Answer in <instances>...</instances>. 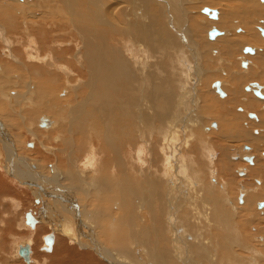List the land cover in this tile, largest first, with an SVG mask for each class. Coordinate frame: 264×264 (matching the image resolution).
Returning <instances> with one entry per match:
<instances>
[{
    "label": "bare ground",
    "instance_id": "obj_1",
    "mask_svg": "<svg viewBox=\"0 0 264 264\" xmlns=\"http://www.w3.org/2000/svg\"><path fill=\"white\" fill-rule=\"evenodd\" d=\"M187 1L22 0L18 2V0H5L7 3L5 6L0 0V26H4L7 30V32L1 31L3 29L0 27V36L7 33L5 41H1V43L9 46L12 39L17 42L24 41L26 46L25 53L16 52L13 49L18 59V65L13 66L0 59L4 63L3 67L0 66V134L6 132L10 135L15 155L22 159L25 156L18 151V144H16L13 133L19 132L21 128H25L27 133H37L38 138L33 140L36 144L35 148L37 146L42 151L44 150L45 155L58 160L59 168H65L63 175H61L62 172H55L53 175L48 172L44 173L40 169L43 167L39 168L35 164V170L27 169L28 167L24 163L20 164L23 169L27 170H14L13 167L17 166V161L11 159L12 164L9 160L7 162L6 158L7 150H10L12 146L5 145L0 136V190L8 189L9 183L21 186H24L25 183L42 185L43 190L36 187L29 188L41 199L38 202L45 204L43 211L46 215L42 212V216H45L43 218L32 213V217L39 219L38 225L46 219L51 220V218H53L52 221L56 220L57 227L64 224L65 232L74 234V237L68 238L72 242L77 241V245L82 251L91 250L99 255L125 259L130 264H144L141 256L139 257L137 254L135 257L130 253V250L136 245H138V250L143 245L144 248L150 246V252L156 247L160 248L163 262H166L167 258L175 264H195V262L198 264H217L219 262L223 264H255L253 259H262L263 255L250 247L249 243H263L261 245L264 246V236L262 238L259 236H234V232L230 228L218 227L222 222L232 224V213H238V209L233 206L234 200L232 201L223 193L227 205L230 206V214H225L221 218L214 214L217 208L213 206L212 210L210 209L209 197L203 195L206 190L201 191L203 187L199 182L196 165L199 161L207 159L206 168L208 170L209 167L213 180L210 188L212 191L215 190L216 171L212 168L215 164L213 161L212 164H208L209 157L214 151L208 147L209 137L205 136L214 133L207 132V124H204L203 121V117L207 115H212V124L209 129L212 131L219 129L220 140H226L228 143L236 139L246 140L247 144L245 145L250 148L254 144L259 145L257 151L260 152L259 156H262L264 152V112H256L258 107H262L264 101H257L253 97L255 95L264 100L262 94L264 86H261L264 83V0ZM196 1L209 7L219 6L218 9L210 8V12L205 13L203 12L205 6L200 5L202 13L209 16L210 20H214L215 23L205 21L202 24L200 20V22L198 21L199 18L196 19L191 14L190 10H195L196 6H189V4L196 3ZM223 4L227 5V8L222 7L224 11L222 14L220 5ZM7 5H13L17 9L11 11L10 6L8 8ZM213 10L217 11L216 18L212 17ZM45 18L48 20L46 21ZM211 23L212 28L220 30L214 39L209 36ZM239 30L243 33L239 35L230 33V31ZM207 33L212 41L218 37L226 36L227 39L233 38V42L228 44L220 41L219 45L215 46L219 47L212 49V42L206 40ZM67 40L74 42L76 48L72 46V43L71 45L66 44ZM185 45L192 51L194 58L197 51L196 57L200 69L198 75L203 79L198 86H201L202 89L206 85L207 88L212 83L210 88L213 86L219 98L228 100L219 102L212 91L217 104L212 103L210 106V97L204 98L200 102L197 94V101L194 102V98H192L194 94L188 93V91L193 87L192 84L195 82L193 76L196 73L191 69L194 68V65L192 58L190 60L187 55ZM221 46L224 48L222 51L220 50ZM246 47H250L253 51L246 52ZM15 49L17 50V48ZM62 54L73 60H68ZM209 54H213L211 62L217 67L215 71L211 70L214 76L205 75L206 71L208 75L210 73L207 70V68L209 69ZM242 54L251 56L242 57ZM236 55L240 56L237 58ZM0 56L2 55L0 54ZM234 57L236 62H234ZM204 58L207 63L202 61ZM54 60L57 62L56 64H54ZM239 61L240 65L246 61L242 67H247L246 71L238 69ZM25 63L28 64L26 71L24 70ZM62 63L68 64L69 74L74 77L76 82L68 78ZM201 66L205 69V73ZM252 70L254 72L257 70V72L252 74ZM218 72L224 74L225 77L228 76L226 78L228 81H221L222 76L218 75ZM30 74H34L33 76L38 78L36 82L38 87L35 84L30 86L27 83V78L31 77ZM20 75H22V79ZM56 78L62 80L61 91L59 86L57 88ZM216 80L217 82L213 84ZM254 80L262 83L249 84L245 90L253 92L254 95H246L243 92L244 84L247 85ZM52 89L56 90L51 93ZM23 90H26L27 97H23L25 95L22 94ZM38 90L42 95H49L46 104H38L36 98ZM256 90L261 94H256ZM59 91L62 94L63 92L67 94L63 98L61 97V101L58 100V96L57 98L55 96L60 94ZM51 94L54 95L51 96ZM243 96H247L244 103L240 101ZM30 100L32 102H29ZM229 103L235 107L231 112L227 108ZM198 105H200L199 108ZM240 107L243 108L242 112H236ZM18 109L19 112L16 113ZM250 111L258 114L257 119H252L251 124L247 119ZM190 112L196 115L195 119L190 117ZM35 113L39 115L37 120H34L35 125L44 131L52 129L48 135L54 134L55 136L51 138L45 136L44 131L29 129L31 116ZM214 117H220L216 119L217 127L213 121ZM12 119L17 122L11 121ZM43 120L48 121L42 125ZM247 122L248 130L244 127ZM178 123L192 125L195 129L197 128V133H202L201 136H198L199 134L196 135L195 131L196 134L192 132L190 135L191 148L188 153L193 154V158L187 157V161L182 157V154L180 160L177 156L179 151H176L175 147L173 148ZM255 128L259 129L261 134L254 136ZM57 137H59V141ZM155 137L157 141L154 139ZM29 142L32 143V141ZM245 145L240 146V152ZM252 149L254 152V147ZM33 151L38 150L34 149ZM238 152H232L231 156L227 153L224 162L228 165L229 159H232L235 154L238 155ZM213 155L215 156V154ZM246 155L242 154L240 160ZM25 159L30 164L32 162L33 165L32 159H27V157ZM245 160L251 162L248 158ZM255 166L256 161L253 169L250 170L251 174L254 175V178L262 180L264 166L254 168ZM42 175L48 178H44ZM4 177L6 180L3 179ZM182 181L188 182V191L186 188L185 190L183 188L182 191L181 187H178ZM234 182L236 179L233 178L232 183ZM46 185L53 189L50 190L53 191V195L56 194L55 196L48 194ZM239 185L243 188V184ZM69 186H72V192H70L71 187L69 188ZM245 190L243 192L245 204L242 205V208H250V206L256 208L258 201L264 200V183L253 190L248 191L247 188ZM212 191L209 193L212 194ZM178 193L180 196L177 195ZM181 193L187 195L181 196ZM58 194H61L62 197H59ZM237 195L239 196L238 192ZM212 196L216 201V198H222L221 196L217 197L214 193ZM54 197L61 202L52 204ZM180 199L183 200V203L179 202ZM221 200L223 202V199ZM240 202L242 203V200ZM59 211L66 212L68 216L61 218ZM177 211H181L179 218ZM261 213L264 214V210ZM114 216L118 218L116 219ZM34 217L35 223L34 225L30 224L31 226L38 223ZM258 217L260 216L258 215ZM74 218H80L79 221L86 220L87 229L78 230L79 233H77L74 227ZM145 219L148 223L147 228L141 224ZM202 221H212L210 228L218 229L217 233L220 235L228 234L231 239L235 240L238 243L236 253L239 252L238 249L240 251L245 249L248 252L253 251L254 256L243 259V256L233 253L230 244L227 243L223 245L224 253L217 256L218 259L215 260L217 252L212 254L213 251H210L212 250L210 247L213 245L210 246L211 243L202 241ZM246 221L244 224L248 226ZM121 222H129L123 226H128L130 242L126 240L128 236L122 234ZM180 222L183 231L188 235L186 237V234H181V237H185L182 242H180L179 230L176 228ZM248 222L250 224L249 220ZM49 236L54 239L55 235L50 234ZM86 236H90L96 241L98 239L99 245L93 242L96 249L87 248V244L84 242ZM46 237L47 234L45 237L43 236L47 251H52L54 240L52 245H49L46 242ZM100 237L107 238V241L102 242ZM55 241L57 240L55 239ZM125 241L127 242L124 244ZM190 241L195 244H189ZM216 242L218 243V241ZM30 243L28 242L26 245H30ZM151 245L155 246L154 249ZM18 250L19 255L27 264L33 263L32 248L29 252V261L28 258L20 254V246ZM148 257L153 264H165L159 262L153 254ZM193 257H197L201 261H193ZM105 260L111 264L107 259Z\"/></svg>",
    "mask_w": 264,
    "mask_h": 264
},
{
    "label": "rangeland",
    "instance_id": "obj_2",
    "mask_svg": "<svg viewBox=\"0 0 264 264\" xmlns=\"http://www.w3.org/2000/svg\"><path fill=\"white\" fill-rule=\"evenodd\" d=\"M1 1L6 6L7 3H5V0L4 1L1 0ZM21 1L22 0H18V2H21ZM233 2L236 3L237 1H233ZM191 5H193L194 7L196 6L195 10L192 9L194 11H192V10H190V11L192 12L191 14H193V16L196 17V19L199 18L198 21L200 20L202 24L205 21H211V22L213 21L215 23L214 20H212V19L210 20V17L207 16L206 14H203L202 11H201L202 9L200 8L201 7L200 5L205 6V7H209L208 5L201 4V2H199V1H196V3L189 4V6H191ZM9 6H10L11 11H14L15 9H17L13 5H7L8 8H9ZM226 6L227 5H225V4L220 5V9L222 10V7L224 9H226L227 8ZM218 7L219 6H214V7H209V8L218 9ZM220 12H222V14L224 13L223 10L220 11ZM205 15L207 16V20L205 18ZM45 19H46V21L48 20V18H45ZM0 27H2V29H3L1 31L7 32V30H6V28L4 26H0ZM210 28L212 29V23H211ZM230 33L232 35L233 34L234 35H239L240 33H243V32L241 30H239V31H230ZM6 34H4L3 36H0V39H1L0 40V54L2 55V56H0V59L2 61H5V62H8V63L12 64L13 66H16V65H18V59H17L16 55L14 54L13 49L16 52L25 53V48H26L25 42L24 41L17 42L16 40H12L11 39L12 41L10 40L11 43H9L10 44L9 46H7L6 44L4 45L3 43H1V41H3V42L5 41V37H7ZM206 37H207L206 40L208 42H212V49L216 45H219L218 43L220 41L226 42L228 44H231L233 42V38L232 39H227L226 36L218 37L215 41H212V40L209 39L208 33L206 34ZM263 40H264V38H263ZM12 42L13 43L16 42L14 46H12V44H13ZM71 43L72 42L71 41L69 42L68 40L66 42V44H69V45H71ZM72 46L74 48H76L74 42L72 43ZM190 46H192V45H190ZM5 47H6V49H5ZM14 47L17 48V50ZM218 47L219 46H217L215 48H218ZM263 47H264V44H263ZM186 48L185 49H186V51L188 53L187 55L189 56L190 60L192 58V63L194 65V68L192 67L191 69L193 71H195V73H196L193 76V77H195V82L192 84L193 87H192V89H190L188 91V93H191L192 92L194 94V96L192 97V98H194L193 99L194 102L197 101V97H198V101H200V102L203 101L204 98L210 97L211 98V99H209L210 106H212V103L213 104H217V101L215 100L213 94L211 93L212 91H213L214 95L218 98V101L219 102H224V101L228 100V99L219 98V95L216 94L213 86H212L213 89L210 88V86L212 85V83L210 84L209 87L207 86V88H206V85L204 87H202V89H201V86H198L199 84H201V82H202L201 80H203V79L202 78H199V75H198V73H200V69L198 68V64L199 63L197 62L198 58L196 57L197 56V51L195 52V58H194L193 57L194 54L192 53V51L187 46H186ZM223 49L224 48L221 46L220 50L222 51ZM72 51L76 52L75 50H72ZM193 51H195V49H193ZM260 52H263V50H260ZM212 55H210V58L208 59V63H209L208 64L209 65L208 67H209L210 70L208 68H207V70L210 72L209 75H208V72L207 71L205 73V69H203L202 66H201L202 70L204 71L205 75H207V76H214V75H212L213 74V71H215V68H217V67L214 66V63L211 62V58L214 57V56L212 57ZM242 55H243L242 57L251 56V55H248V54L247 55L246 54H242ZM63 56L66 57L68 60H71L72 59V58L66 56L65 54ZM238 56H240V55H238ZM238 56H237V58H238ZM234 60H235V57H234ZM2 61H0V66L3 67L4 66V63ZM202 61L207 63V60H205V58ZM234 62H236V60ZM56 63L57 62L54 60V64H56ZM240 64H241V62L239 61V68H238L239 70H242V71L245 70L246 71L248 69V68H242V66ZM62 65L64 67V71H65L66 75L68 76V78L71 79L73 82H76V80L74 79V77L69 74L68 64L67 63H62ZM212 69H213V71L211 73V70ZM234 69H236V68H234ZM24 70L25 71L28 70V64H26V63L24 64ZM255 71L257 72V70H255ZM256 72H254V70H252V74L253 73L255 74ZM217 74L222 76L221 79H220L221 81H223V82L228 81V80H226V78L228 76L225 77L224 74H221V73L219 74V72ZM33 75L30 74L31 77H28L27 78V83L30 86L33 85V84H35V86L38 87L37 86V83H36L37 80H38V78L37 77H34ZM169 75H171V74L169 73ZM177 76H180V75L177 74ZM252 76H250V77H252ZM20 78L22 79V75H20ZM252 78H254V77H252ZM56 80H57L56 83L58 84L57 85V88L59 86L60 87V91H61L62 80L60 78H56ZM216 82H217V80L214 81L213 84L216 83ZM254 82L255 83H258V84L262 83V82H259V81H255L254 80L253 82L250 81L247 85L244 84L245 87L243 89V92L246 95H249V96H250V94H252V96L254 95L251 92H246L245 91V88L247 86H249V84H253ZM263 84L264 83H262L261 85H263ZM226 87H227V85H226ZM55 90L56 89H52V92L51 93H53ZM25 91L26 90H23L22 91L23 92L22 94H25L26 95V96L23 95V97H27V94H26ZM60 91H59V93H60ZM196 94H197V97H196ZM226 94H227V92H226ZM53 95L54 94H51V96H53ZM65 95H67V94L66 93L64 94V92H63V94L60 93L59 95H55V96H56V98L58 96L59 97L58 100L61 101V99ZM48 97H49V95H42V93L38 90V94H37V97H36L37 98V101H38V104H46ZM246 97L247 96H243L240 101L242 103H244L246 101V99H247ZM253 97L255 99H257V101L263 102V100L257 98L256 96H253ZM233 99H236V98H233ZM21 101H23V100L21 99ZM29 102H32V100H30ZM27 106H28V104H27ZM199 106L200 105H198V108H199ZM227 108L230 109L229 110L230 112H231V110L233 111V109H235V107L233 106L232 103H229L228 106H227ZM240 108H242V107H240ZM240 108H238L236 112L241 113L239 111ZM258 111L264 112V104L262 105V107H258L257 108V111L256 112H258ZM18 112H19V109H18V111L16 113H18ZM250 112H253V111H250ZM196 113H198V112H196ZM230 114H232V113H230ZM38 116L39 115L37 113H35L34 115L31 116L30 126L28 125V127H29V129L31 128L33 131H34V129H37V130L43 132L44 130L43 129L41 130L40 128H38L35 125V122H34V120L35 121L37 120ZM195 116L196 115L194 113L190 112V117L191 118L195 119ZM257 116H258V114H257ZM218 118H220V117H214L213 118L214 124L217 123L216 122V119H218ZM247 119H248L249 124H251V122L253 120L249 118V115H247ZM11 121L17 122L14 119H12ZM18 121H19V118H18ZM203 121H204V124H207L206 125L208 127L207 128V132L208 133H210V132H213L214 133V134L211 133V134L205 135V136H208L209 137V140L207 142V145H208V147H211V151H214V153L212 152V155L215 154V156L213 155L214 157L212 155L209 157L210 158L209 159L210 162L208 161L209 162L208 164H210V163L212 164V161L215 164L214 167H212V165H211V167L216 171V175H215V178H214V180H215V188L216 189L212 191V189L210 188L211 183L213 181L212 180V174L209 171V167H208V170L206 168V163H207L206 160L207 159L206 160L204 159L205 161L204 160H201L199 162L197 161L198 162L197 163L198 165H196L197 168H198V170H196V172L199 175V182H200L201 186L203 187V189L201 188V191L203 190V192H204V190H206V192L203 193V195L206 196L207 198L209 197L208 199L210 200V202H208V204H209V207H210L211 210H212V207L213 206H215L217 208V211L214 214H216L218 218L224 217L225 214H228V215L230 214V206L227 205V202H226V200L224 198L223 193L226 194L229 198H231L232 201L233 200L234 201L236 200L235 202L233 201V206L234 207L236 206L235 208L238 209V211H237L238 213H236V214H235V212L232 213V215H233L232 216V220H233L232 224L226 223V222H222V224L220 226H218V227L219 228H230L234 232V234H233L234 236H236V235L237 236H240V237L241 236L242 237H247V236H249V237H253L254 236L255 237V236H259L260 238H262L264 236V217H263L264 214L263 213H260L259 214V211L260 210L257 209V207L254 208V206L253 207L250 206V208H248V207L242 208V205L236 204L237 203V199L236 198H238L237 192L239 194V191L237 190V186L240 183H243V186L246 187L248 191L249 190H253V189H255V188L258 187V186H256V181H255V180H258V179L254 178V175H252L251 174V171H250L251 169H253V167H251V165L249 164V162H246L244 160H233L230 157H229L230 158L229 159L230 161H228V165L226 164V162H224L227 153H228L229 156H231V153L233 151H235V150L237 151V150L241 149V147L243 145L247 144L246 143V140L239 141V139H236L235 141H231L229 143L226 140L225 141L224 140H220V136L218 134L220 130L219 129H213V131H212V129H209L210 126H211V124H212V122H211L212 121V115L211 116L207 115V116L203 117ZM248 122L244 124V127L247 130H248V125H249ZM184 126H186L187 129H185L186 127H184ZM193 128L194 127L192 125H189V124H188V126L186 124L183 125L182 123L181 124H179V123L177 124V134H176L177 136H175L176 138L174 139V143L173 144L176 145V146L177 145H179V146H177L178 147L177 148L176 146L173 145V148L175 147L174 149L176 151H179L178 154H177V156L179 157L180 160H181L182 157L186 159L185 161H187V157L188 158H191V159L193 158V154L188 153L189 148H191V145H190L191 144L190 143L191 142L190 141L191 140L190 139V135L192 134V132H194V134L197 133V128L196 129L195 128L193 129ZM199 129H200V127H199ZM179 130L181 131V133H180ZM255 130L260 131L259 129H256V128H255ZM51 131H52V129L50 131H44L43 134L45 136H50L52 138L53 136H55L54 134H49L48 135V133L51 132ZM184 131H186V132H184ZM195 131H196V133H195ZM254 131H253V135H254ZM25 132H26L25 128L24 129L21 128V130L19 132H16L15 131V133H13V134L15 135L14 138L16 139L15 140L16 141V144H18L17 145L18 151L22 155H24L25 158L27 157V159L28 158L29 159H32L33 165H32V162L30 164V162H28L25 158H22L21 159L19 157H16V155H15V149H14V146H13V140L10 137L9 134H7L6 132L0 134L1 139L5 143V145L6 144H9V145L12 146V148L10 150H7L8 151V154L6 155V158H7V162H8V160H9V162H12L11 159H15L17 161V166L16 167H13L14 170H18V171H24V170H27V169L35 170V166H34V164H35L39 168L40 167H43V168H40V169H42V171L44 173H47L48 172V173H50V174L53 175L55 172L56 173L57 172H60V173L62 172L61 175H63L65 168H62L61 166H60L61 168L58 167L59 166L58 160H55V158L53 159L52 157H50V156L48 157L47 155H45L44 154V150L42 151L41 149H39V147L37 148V146H36V148H35V145L36 144L34 143V141H35L36 138H38V134L37 133H34L35 134L34 135V134H31L30 132L29 133L26 132L27 133L26 134ZM207 132H205V133L208 134ZM201 134H202L201 132L200 133L198 132L196 135L201 136ZM56 136H57V134H56ZM254 136H256V135H254ZM41 137L42 138H45L44 136H41ZM57 138H58L57 140L59 141L60 140L59 137H57ZM154 139L157 141L156 137ZM154 139H153V141L155 143V140ZM28 141H32V143L31 142L28 143ZM52 141H53V139H52ZM50 143H51V145H53L52 142H50ZM54 143H55V140H54ZM51 145H48V146H51ZM186 145H188V146H186ZM38 146H40V145H38ZM197 146H198V144H197ZM258 146L259 145H255L254 144L253 147H254L255 150H254V152L252 151L253 155L258 158V159H256V166L254 168H262L264 166V163H262V162H264V160H263V158H262L261 155L259 156V153L260 152H257L258 151ZM34 149H37L38 151L40 150V152L38 153V151H33ZM41 153L44 154V156H42ZM181 154H182V157L180 156ZM197 154L200 156L199 152H197ZM187 155H189V156H187ZM145 156H147V155H145ZM195 156H197V155H195ZM20 163L26 164V166L28 168L27 169H23V166ZM12 164H13V162H12ZM179 164H180V162H179ZM225 164H226V166H225ZM230 164H232V165H230ZM51 165H52V169H51ZM224 167H227V168L224 170L223 169ZM242 167H247L248 176L246 178H241L238 175V170H240ZM53 169H54V172H53ZM58 169H60V171H57ZM186 171H187V169H186ZM188 172H187V174H189ZM173 174H174V172H173ZM42 176L44 178H48L45 175H42ZM57 176L59 177L60 175L58 174ZM233 178L236 179V182H238V183H236V182L232 183L233 182ZM3 179L6 180L5 177ZM259 181L261 182V185H262L264 183V178H262V180H259ZM5 182H7V181H5ZM186 182L185 181H182L181 182V185L178 186V187H181L180 189L182 191H183V188L185 190V188L187 189V187H188V182L187 183ZM199 182H198V185H199ZM239 186H238V188H239ZM8 187H9L8 189L0 190V264H27L25 262V260L19 255L18 248L21 245H26L28 242L29 243L31 242L30 243V246L32 248L31 258L34 260L32 264H110L105 259H107L109 262H111V264L112 263L113 264H130L125 259H121V258H117V257L112 258L110 256L99 255L96 252L91 251V250L82 251V249L80 247H78L77 241L72 242L68 238V237H74V234L72 232L71 233L65 232L66 230H65L64 224L57 227L56 226V220L54 219L52 221L53 218H51V220H48V219L44 220L43 223H41L40 225H38L39 223H37L35 226H31L26 221V214L28 212H30L31 214L34 213L37 216H40V217H43V218H45L44 215H46V214L43 211V207H44L45 204L43 205V204H40V202H38L39 199H40L39 196L36 193H33L32 190H31V188H29V187H36L37 189H41V190H43L44 187L42 185H39V184H30V183H25L24 186H21L20 184H15L14 185V183H9L8 184ZM69 188H70L69 189L70 192H72L71 191L72 186H69ZM186 191H188V189ZM209 191H212V194L214 193V195H216L217 197L218 196H221L222 197L221 199H223V202H222L221 199H218V198H216L217 201L216 200H213L214 197L212 196L211 193H209ZM260 191H262V190H260ZM220 194H222V195H220ZM177 195L180 196V193H178ZM182 195H187V194L181 193V196ZM51 199H53V198H51ZM211 199H212V201H211ZM182 201L183 200L180 199L179 202L180 203H183ZM260 201H264V200H260ZM54 202L60 203L61 201H59L57 198L54 197V199L52 201V204ZM82 204H84V202H82ZM91 205H93V203H91ZM110 205H112V204H110ZM110 205H108V206H110ZM84 206H86V205L84 204ZM114 210L117 211L118 209H114ZM241 210H244V211H241ZM256 211H257V214H256ZM42 212L44 213L43 216H42V214H43ZM179 212H181V211H179ZM179 212L177 211V217L178 218H179V215H180ZM59 213H60V215H59ZM59 213H57V214L61 218H64V217H67L68 216V214L66 212H60L59 211ZM115 213H117V212H115ZM237 214H238V216H237ZM258 215L260 217H258ZM105 217H107V216H105ZM114 218L117 219L118 217L114 216ZM178 218H177V220H178ZM214 219H215V217H214ZM74 220H75L74 227L76 228V232L77 233H79L78 230H82V229H85V228L87 229L86 220L79 221L80 218H74ZM248 220L250 221V224H249ZM252 220H253V222H252ZM244 221H246L245 223L248 224V226L244 224ZM134 222H135V220H134ZM124 223L121 222V230L123 231V232L122 231L121 232H122L123 236H126V237L128 236L129 237V238L127 237L126 240H128V242H130L129 241V239H130V233L128 232V229H127L128 226H123V225L128 224L129 222H127L125 224ZM141 224L143 226H145L146 228L148 227V223H147V220L146 219ZM174 224H177V223L174 222ZM37 225H38V227H37ZM181 225H182L181 222H180V225H176V228L179 230V236L181 238V241L180 242H182V240H184V238H185L183 236L181 237V234L184 233V234L187 235V233H185L183 231V228L181 227ZM201 226L203 228V229H201L202 230V236H203V238H202L203 243L206 242V243H211V244H209L210 246L213 245V247L212 246L210 247V249H212V250L209 249L211 252L213 251L212 254H215V252H217L215 254L216 255L215 260L218 259L219 255H222L224 253L223 245L224 244H227V243L230 244L231 251L233 253H235L236 255L243 256V259H249V258H251V257L254 256L253 255L254 254L253 251L252 252H248L245 249L243 251H240L238 249V251H239L238 253L239 254L236 253L235 250L238 248V243L235 242V240L231 239L228 234L220 235V233H217L218 232L217 231L218 229H214L213 230L212 228H210L212 226V221H209V222L202 221L201 222ZM231 226H232V228H231ZM245 226H247V227L244 228ZM190 229L191 228H189V231H191ZM46 234H47V236H49L50 234H54L55 235L54 236V245H53L52 251H47L48 248H47V246L45 244V240L43 238V236L45 237ZM186 237H188V235ZM55 239L57 241H55ZM218 239H220V240H218ZM31 240H33V241H31ZM100 240L105 243L107 241V238L103 237V239H102L100 237ZM216 241H218V243ZM84 242H86L88 249H91V248L92 249H96L95 243L97 245V243L99 241H98V239L96 241L94 238H92L90 236H86L84 238ZM93 242H95V243H93ZM126 242L127 241H125L124 244ZM190 243H194V242L193 241H190L189 244ZM261 244H263V243H261ZM261 244H258L256 242L254 244L251 243V242L249 243V246L250 247H252L253 249L257 250L261 255H263L262 259H259V258L253 259L255 261V264H264V251H263L264 246L261 245ZM98 245H99V243H98ZM179 245L181 246V244H179ZM258 245H261V246H258ZM151 246L153 247V245H151ZM215 246H216L217 249L215 248ZM262 246H263V248H262ZM154 247H153V249H154ZM149 249H151L150 246L149 247L147 246L146 248H144L143 245H141L139 247V250H138V245H136L135 248H132L130 250V253L133 256H135V257L137 256V254L139 255V257L141 256L144 264H153L152 261L148 257L150 254H153L156 257V259L159 262H161V263H165V264H168V263L175 264L174 262H172L170 260H167V258H166V262H163L162 261L163 259H162V255H161V252H160L161 251L160 248H157L156 247V249H154L152 252H150ZM79 253H81V254H79ZM186 255H187V253H186ZM101 257H103L105 259H102ZM190 257H191V255H190ZM253 260H252V262H253ZM193 261H198L199 262L201 260L200 259L198 260L197 257H193ZM195 264H198V263L195 262ZM204 264H207V263H204ZM217 264H223V263L219 262Z\"/></svg>",
    "mask_w": 264,
    "mask_h": 264
},
{
    "label": "flooded vegetation",
    "instance_id": "obj_3",
    "mask_svg": "<svg viewBox=\"0 0 264 264\" xmlns=\"http://www.w3.org/2000/svg\"><path fill=\"white\" fill-rule=\"evenodd\" d=\"M262 33V32H261ZM248 62V61H247ZM243 63H246V61H243L242 62V67H243ZM247 68V67H246ZM262 87L264 86V85H261ZM246 91V90H245ZM264 87H263V90H262V94L264 95ZM247 92V91H246ZM253 93V92H252ZM254 94V93H253ZM255 96V95H254ZM258 98V97H257ZM260 99V98H259ZM262 100V99H261ZM264 101V100H263ZM242 108H240L239 109V111L240 112H242ZM255 112H249L248 113V115H249V118L250 119H257V115H256V113L254 114ZM256 116V117H255ZM257 122H258V120H256ZM216 127H217V125H216ZM257 131V132H256ZM259 134H261V132L260 131H258V130H255L254 131V135H259ZM249 148V149H248ZM239 150H237V152H238ZM252 151H253V149L252 148H250L248 145H245L244 147H243V150H241V152L239 151L238 153V155L237 154H235V156H233V160H240L241 159V155L243 154V155H246V156H244L243 157V159L242 160H244V161H246L245 159L246 158H248V159H250V161L251 162H249V164L251 165V167H253L254 165H255V161H256V159H258L256 156H254L253 155V153H252ZM237 153L236 152V150L235 151H233V153ZM250 152V153H249ZM246 153V154H245ZM252 153V154H251ZM262 158H263V160H264V152L262 153ZM247 162V161H246ZM262 163H264V162H262ZM247 171V167H242L240 170H238V175L241 177V178H246L247 176H248V172H246ZM247 173V174H246ZM256 181V186H260L261 185V182L259 181V180H255ZM241 184H243V183H241ZM243 186V185H242ZM242 189V190H241ZM246 189V187H244L243 186V188H241V185L239 186V189H238V191H240V193H239V196H238V199H237V202H238V204L240 203V205H244L245 204V195H244V191H246L245 190ZM242 192V193H241ZM240 200H242V203L240 202ZM244 201V202H243ZM262 205V206H261ZM257 209H259L260 211V213L261 212H263V210H264V201H259L258 203H257ZM260 238V237H259Z\"/></svg>",
    "mask_w": 264,
    "mask_h": 264
},
{
    "label": "water",
    "instance_id": "obj_4",
    "mask_svg": "<svg viewBox=\"0 0 264 264\" xmlns=\"http://www.w3.org/2000/svg\"><path fill=\"white\" fill-rule=\"evenodd\" d=\"M203 12H205V13H209V12H210V8H209V7H205V8H203ZM212 17H215V18L217 17V11H216V10H213V11H212ZM219 33H220V32H219V30H218L217 28H212V29L209 31V36H210V38L214 39ZM245 51H246V52H247V51L252 52L253 50H252L250 47H246V48H245ZM255 92H256V94H258V95L261 94L258 90H256ZM47 121H48V120H43L41 124L43 125V124L47 123ZM261 206H262V205H261ZM26 219H27V223H29V224H31V225H34L35 220L33 219L32 214H31L30 212H28V213L26 214ZM53 240H54V239H53L52 236H47V237H46V242H47L49 245H52ZM30 250H31L30 245H25V246L21 245V246H20V254H21L22 256H24L25 258H28V259H27L28 261H29V255H30L29 252H30Z\"/></svg>",
    "mask_w": 264,
    "mask_h": 264
},
{
    "label": "crops",
    "instance_id": "obj_5",
    "mask_svg": "<svg viewBox=\"0 0 264 264\" xmlns=\"http://www.w3.org/2000/svg\"><path fill=\"white\" fill-rule=\"evenodd\" d=\"M49 187H50V186H47V185H46V187H45V188H47V192H48V194H49L50 196H51V195H52V196H55L56 194L53 195V193H52L53 191L50 190V189H52V188H49ZM52 190H53V189H52ZM58 195H59V194H58ZM65 195H66V194H65ZM57 197H58V196H57ZM59 197H62V195L60 194ZM33 217H34V216H33ZM34 218L37 219V220H38V223H39V219L36 218V217H34Z\"/></svg>",
    "mask_w": 264,
    "mask_h": 264
}]
</instances>
